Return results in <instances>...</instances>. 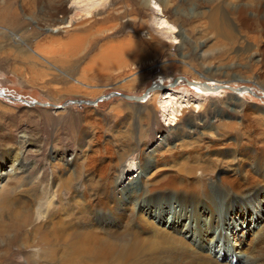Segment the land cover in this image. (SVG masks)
Returning <instances> with one entry per match:
<instances>
[{"label":"rangeland","instance_id":"1","mask_svg":"<svg viewBox=\"0 0 264 264\" xmlns=\"http://www.w3.org/2000/svg\"><path fill=\"white\" fill-rule=\"evenodd\" d=\"M22 2L0 0V90L15 98L52 104L75 99L98 100L94 104L70 102L62 108H54L52 105L27 104L0 96V160L4 159L7 163V172L10 168L6 158L15 153H20L22 163L32 164L24 171L33 174L35 170L44 169L45 183L46 179L52 178L57 167L59 156L52 155L65 157L72 165L83 167L85 164L84 167L97 168L117 157L114 152L108 155L105 145L115 146L124 133L130 132L136 144L141 143L139 136L144 134L145 152L165 147L176 137H180L178 142L183 141L182 144H197L202 148L213 143L214 147L205 151L215 152L210 158L215 172L228 167L227 160L220 161L219 152L234 148L228 144L248 131L245 126L254 125L256 131L264 132L263 59L252 55L258 46L251 44L249 50L233 52L235 45L229 42L231 45L228 43L229 47L226 46L227 40L210 28L208 4L204 7L198 0H149L147 4L142 0H124L122 8H119L121 12L114 5L111 10L96 14L92 23L93 18L87 17L83 11L91 0H82L78 4L67 1L66 16L67 21L72 20L69 28L73 31L66 27L54 32L44 28L42 22L24 16V7L33 12L37 10L31 4ZM6 6L17 9L11 22L5 18L8 15L3 14ZM193 12L195 15H192ZM8 25L22 26L14 28L12 34L17 33L27 45L44 40L40 51L37 49L39 53L26 57L14 48L10 50L8 47L14 42L7 36V28H11ZM38 25L43 28H38ZM83 28L89 29L85 33L89 40L75 56L66 57V62H63L61 53L66 47L63 41H68L69 33H80ZM180 29L189 41L181 39ZM48 36L55 37V43L46 41ZM194 43H203L196 52ZM114 44L129 50L108 61H98L102 51L106 48L111 50L110 46ZM184 60H189L192 66L184 64ZM175 77L180 78L178 83L170 85ZM183 77L192 81L196 79L197 82L206 81L210 85L223 84L225 87L216 89L214 95L202 96L194 90L201 86L191 87ZM155 82L162 83L163 87L151 92V95L156 94L152 95L153 98L150 93L141 100L109 95L115 92L141 95ZM228 86H246L254 93L247 89L234 91ZM243 146L250 148L245 144ZM138 156L139 152L135 149L121 163L124 182L121 181L120 186L131 181L130 177H137ZM21 165L22 168L27 166ZM25 176V172L17 169L15 176L4 179L3 183L8 188H21L25 186L23 183L26 184ZM212 188L217 190L214 185ZM221 196L217 197L215 213H219L221 218H227V213L234 216L236 223H233L238 230L230 225L229 220L222 223L215 234L220 237L219 233H222L223 242L219 239L212 243L211 257L214 256L212 253L223 252L226 256L222 258L220 255V262L231 259L232 264H251L248 257L256 254L259 246L264 244V204L256 226L242 235L239 229L246 225L252 227L251 221L243 223L236 219L231 207L240 212L236 206L243 205V200L238 203L239 196L232 194L231 199L223 197V202ZM167 201H159L157 205L162 207L149 215L156 223L163 220L159 215L162 209L173 211V201ZM93 217L95 226L104 224L105 216L100 217L97 213ZM131 228L134 231L139 226L134 223ZM10 232L0 235V264H85L84 261L89 260L86 257L63 263L45 258L37 260L31 249L23 244V231L13 228ZM223 236L230 244L227 241L226 245ZM227 247L231 248L230 255L227 254Z\"/></svg>","mask_w":264,"mask_h":264},{"label":"bare ground","instance_id":"2","mask_svg":"<svg viewBox=\"0 0 264 264\" xmlns=\"http://www.w3.org/2000/svg\"><path fill=\"white\" fill-rule=\"evenodd\" d=\"M67 1L78 4L82 0H23L28 5L36 7L37 11L33 12L24 7L22 12L27 18L40 21L44 28L55 32L71 26L72 20L70 18L67 21L66 16ZM123 1L100 0L97 3L91 0L83 11L87 17L93 18V23L96 14L113 9L114 5H117L116 9L122 8ZM142 1L147 4L149 0ZM198 2L203 6L208 4L210 28L215 34L227 40L226 46L229 42L235 45L233 52L249 50L251 44L258 46L252 55L257 59H263V62L261 60L263 73L264 0H198ZM119 11L121 12V9ZM16 13L17 9L10 6H6L3 12L8 15H5V18L10 22ZM116 13L119 15V12ZM192 15H195L194 12ZM20 26L7 28L9 32L7 36L14 42L8 48H14L26 57L39 53L37 49L40 51L44 40L40 39L32 46L27 45L23 39L18 38L17 33L12 34L15 31L13 29ZM37 27L43 28L39 25ZM88 30L69 33L68 41H63V45L66 46L61 53L63 62H66V57L75 56L84 47L89 40L85 34ZM180 32L183 41L190 40L183 37L181 29ZM34 33L35 31L31 32L32 35ZM55 37L48 36L46 41L50 44L55 43ZM202 44L194 43V51L201 48ZM110 48L108 51L107 48L103 50L97 60L108 61L129 50L120 44H114ZM228 50L230 51L229 48ZM184 64L192 66L189 60H184ZM193 82L191 87L201 85L196 79ZM157 84H160V87L156 89H161L163 84ZM215 85L207 83V86L194 90L202 96L214 95L217 93L216 88L223 84ZM152 91L149 92V96ZM152 95L151 98L154 97ZM245 129L248 131L239 134L228 144L234 148L219 152L220 161L227 160L228 167L215 172L214 163L210 161L211 155L215 152L205 151L214 147L213 143L202 148L197 144H182L183 141L178 142L181 140L180 137H176L175 141L165 147L145 152L144 134L139 136L141 143L136 144L134 136L129 135L131 132L124 133L122 139H117L119 143L115 142V146L105 145L104 149L109 151L108 155L114 152L117 157L97 168H87L88 164L87 167H84L85 164L83 167L72 165L65 157L62 159L60 155H52L59 156V159L56 162L55 174L51 176L52 178L46 179L48 180L46 183L43 181L44 169L35 170L33 174L24 171L32 164L22 163L20 153L11 154L6 158L10 168L8 172L5 169L7 163L4 159L0 160V235L10 232L13 228L19 232L23 231V244L31 249L37 260L45 258L60 260L63 263L86 257L89 260L84 261L85 264H232L231 259L224 263L219 261L220 255L222 258L226 256L223 252L212 253L213 257L210 254L213 242L219 239V242H223L222 233H219L220 237L215 234L222 223L229 220L232 223L230 225L238 230L234 225L236 223L234 216L227 213V218H221L219 213H215L217 197L222 195V200L224 198L228 200L235 194L239 196L238 203L241 202L240 199L243 200V205L236 206L240 212H235L234 207L226 205L231 207L236 219L239 218L243 223L251 221L252 227L246 225L239 229L242 235L256 226L264 204V132L256 131L254 125H247ZM243 144L250 148H243ZM135 149L139 152L137 177L135 179L133 176L130 177L131 181L120 186L121 181L124 182L120 165ZM21 164L27 166L22 168ZM17 169L26 174V184L23 183L25 186L6 187L4 179L8 180L15 176ZM213 185L217 189L216 192L212 188ZM164 199L168 201L171 199L175 206H172L173 211L162 209L159 215L163 220L156 223L149 215L157 212L156 208L162 207L157 203ZM97 213L100 217L105 216V222L95 226L93 216ZM134 223L139 229L133 231L131 226ZM223 237L227 245L229 240ZM227 249V254L230 255L231 248ZM248 258L251 264H264V244L259 246L256 254Z\"/></svg>","mask_w":264,"mask_h":264},{"label":"water","instance_id":"3","mask_svg":"<svg viewBox=\"0 0 264 264\" xmlns=\"http://www.w3.org/2000/svg\"><path fill=\"white\" fill-rule=\"evenodd\" d=\"M180 78L179 77H175V79L170 83V85H175L176 83H178L177 81L179 80ZM183 79L186 81V83L188 84V85H193V81H191V80H188V79H186L185 77H183ZM201 85V87H203V86H207V83H206V81H203V82H201L200 83ZM160 84H157V83H153L152 85H150L146 90H145V92H143L141 95H132V94H126V93H117V92H115V93H110L109 95H120V96H122V97H124V98H126V99H131V100H141V99H144V98H146V96L148 95V93L150 92V91H152V90H154V89H156L157 87H160L159 86ZM215 86H217V85H215ZM161 87H163V85H161ZM221 87H225L224 85H221V86H219V87H217L216 89H220ZM229 88H231V89H234V91L235 90H240V89H247V90H249V91H251L252 93H254V91L252 90V89H250L249 87H246V86H243V87H239V88H233V87H230V86H228ZM0 96H4V97H8V98H12V99H14V100H22V101H24L25 103H27V104H39V105H43V106H47V105H52V106H54V108H62V107H64L66 104H68V103H70V102H75V103H91V104H94V103H96L97 102V100L95 101H91V100H84V99H75V100H71V101H69V102H64V103H62V104H52V103H49V102H42V101H38V100H36V99H32V100H28V99H24V98H21V97H17V98H15V97H13V96H11L10 97V95L9 94H7L4 90H0Z\"/></svg>","mask_w":264,"mask_h":264}]
</instances>
